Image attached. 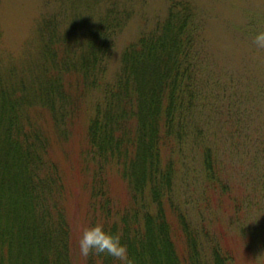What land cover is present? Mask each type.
Returning a JSON list of instances; mask_svg holds the SVG:
<instances>
[{
    "label": "trees",
    "instance_id": "16d2710c",
    "mask_svg": "<svg viewBox=\"0 0 264 264\" xmlns=\"http://www.w3.org/2000/svg\"><path fill=\"white\" fill-rule=\"evenodd\" d=\"M80 1H74L76 12H90L82 35L77 30L60 35L54 17L40 21L45 113L36 118L18 108L13 95L23 96V85L8 86L10 101L0 84V264H71L74 235L67 204L84 223L77 240L85 227L102 224L121 236L132 264H240L243 239L252 242L248 252L264 257V221L253 217L248 226L239 223L245 212H261L264 173L243 171L240 163L245 158L255 167L264 161V117L251 112L259 113L264 103L263 82L252 81L255 92H246L258 106L239 110L245 103L238 98L225 103L227 111H235L225 122L229 144L223 143L219 156L208 145L218 133L206 124L210 115L204 117L210 136L199 141L205 144L194 207L199 214L190 218L193 208L173 194L179 158H169L165 150L183 154L186 125L209 100L210 79L201 77L197 66L199 24L186 1L172 4L164 20L121 51L119 67L108 79L115 36L128 9H118L119 0ZM26 77L33 80L32 74ZM49 125L55 138L46 130ZM57 140L63 146L55 155ZM243 172L239 182L237 174ZM113 180L124 182L128 191L121 206ZM29 247L34 251L23 259L21 252ZM78 259L116 264L108 256L102 262L80 254Z\"/></svg>",
    "mask_w": 264,
    "mask_h": 264
},
{
    "label": "rangeland",
    "instance_id": "374dc122",
    "mask_svg": "<svg viewBox=\"0 0 264 264\" xmlns=\"http://www.w3.org/2000/svg\"><path fill=\"white\" fill-rule=\"evenodd\" d=\"M74 1L0 0V84L3 82L2 86L5 88L4 91L8 100L12 101L11 98L16 96L18 108L28 112V114L30 113V116L38 118L45 113L42 109L45 107L40 105V89L42 90V84L47 79L45 77L47 72L43 73L42 71L43 56L41 52L43 51L44 42L40 39V21L43 16L54 17L56 18L55 31L60 35L66 32L72 33L74 30L82 35L85 28L90 24V12L86 14L81 11L76 12V8L73 7ZM181 1L187 2L195 22L199 24L201 39L196 50L199 52L201 59L197 66L201 77L210 79L206 85L209 100L203 101L201 111L195 112L186 125L187 138L182 149L183 154H171V149L169 151L165 150V153L171 159L179 158L177 165L179 168L175 171L173 181L174 198L183 201L185 199L187 208L189 209V206L193 208L191 214L187 213V215L197 219L199 211L194 207L196 206V193L199 188L198 177H201L203 164L202 149L205 145H201L199 141L202 140L205 143L203 138L210 136L206 124L215 127L218 133L216 138L209 137L210 143L208 145L212 150L216 148V151H219L216 156H219L222 153L223 143L227 142L229 144V139L224 140L223 135L229 130L225 122H228V118L230 119L235 111V108L227 111L225 103L233 99H241L245 104L239 110L245 107L251 109L258 106L259 103L257 100L255 102L252 95H248L246 92H255L252 90L254 83L252 81L254 80L263 82L264 85V49H257L253 44L255 34L264 31V0H119L118 9L126 8L128 13L123 18L115 36V50L106 73L108 79H112L119 67L121 51L129 43L136 41L142 34L154 28L158 22L164 20L169 7ZM80 2L84 4L86 0ZM27 74H32L33 80L31 82H29L30 77H26ZM37 74L38 78L34 76ZM9 85H15V89L18 85H23L27 91L23 96L15 92L14 95H8ZM30 87L32 90H29L31 93L28 96V88ZM214 107L216 110H214ZM259 107V113L256 110L251 112L252 114L254 112V116L257 114L259 117H264L262 114L264 103H260ZM211 112L213 114H210ZM208 115H210L212 121L205 124L204 117ZM45 127L55 138L53 126ZM232 137L235 138V135ZM56 142L59 147L55 146L53 153L58 155L63 143L57 140L54 144ZM239 149L241 150L240 146ZM231 150L235 151L236 149L231 146ZM53 153H51L53 158L57 160ZM240 165L243 171L248 169L256 176L264 173V161L262 160L256 163L255 167H251V162L243 158ZM65 173L67 172L65 171ZM246 173L243 172L239 175L236 173L239 182H241L239 177ZM73 186L76 188V184ZM112 186H114V199L117 200L119 206L123 205L124 202L128 201L126 194L128 191L125 183L113 180ZM236 191H238L236 194L238 195L240 192L238 185H236ZM263 191L264 189L261 188L258 200L261 212L256 213L255 216L245 212L243 220L239 223L248 226L253 217H259L260 220L264 221ZM251 205L254 207V203ZM38 206L35 209L37 219L39 218V212L42 213L43 207L41 204ZM66 206V218L70 222L72 234L74 235L69 254L70 261L71 264H85L84 261L78 259L79 250L77 245L78 231L84 223L80 219L78 210L70 209L68 204ZM206 216L208 218V212ZM243 236L246 237V234ZM243 241L246 247L241 244V248L238 249L239 263L251 264L250 261L254 260L256 263L264 264L263 256L259 257L254 253L255 257L248 252V245L252 246V242L245 239ZM31 251H34V249L29 247L28 252H21L22 258H28V253H31ZM41 251L42 247L39 244L36 252L40 255V253L42 254ZM252 252H255L254 249ZM35 259L40 261V256H35Z\"/></svg>",
    "mask_w": 264,
    "mask_h": 264
},
{
    "label": "clouds",
    "instance_id": "9594fccd",
    "mask_svg": "<svg viewBox=\"0 0 264 264\" xmlns=\"http://www.w3.org/2000/svg\"><path fill=\"white\" fill-rule=\"evenodd\" d=\"M257 49H264V31L258 32L253 38ZM79 254L83 258L89 256L101 259L112 257L116 264H132L129 250L122 243L121 236L107 231L102 224L85 227L77 240Z\"/></svg>",
    "mask_w": 264,
    "mask_h": 264
}]
</instances>
